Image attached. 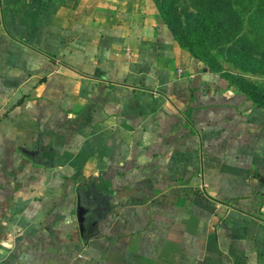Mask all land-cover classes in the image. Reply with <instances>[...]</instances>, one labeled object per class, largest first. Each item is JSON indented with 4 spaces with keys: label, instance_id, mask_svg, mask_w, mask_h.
<instances>
[{
    "label": "crops",
    "instance_id": "0c3cea01",
    "mask_svg": "<svg viewBox=\"0 0 264 264\" xmlns=\"http://www.w3.org/2000/svg\"><path fill=\"white\" fill-rule=\"evenodd\" d=\"M0 264H264V109L154 0H0Z\"/></svg>",
    "mask_w": 264,
    "mask_h": 264
},
{
    "label": "trees",
    "instance_id": "16d2710c",
    "mask_svg": "<svg viewBox=\"0 0 264 264\" xmlns=\"http://www.w3.org/2000/svg\"><path fill=\"white\" fill-rule=\"evenodd\" d=\"M178 1L154 0L176 40L212 72L220 74L230 85L264 109V89L225 70L211 52V45L232 43L241 33L240 19L232 0H194L195 10L185 12L187 26L183 34H179L177 27L180 18Z\"/></svg>",
    "mask_w": 264,
    "mask_h": 264
},
{
    "label": "rangeland",
    "instance_id": "374dc122",
    "mask_svg": "<svg viewBox=\"0 0 264 264\" xmlns=\"http://www.w3.org/2000/svg\"><path fill=\"white\" fill-rule=\"evenodd\" d=\"M240 19L241 33L232 43L211 45L212 55L225 70L264 89V0H232ZM177 22L183 34L186 11L195 10L194 0H179Z\"/></svg>",
    "mask_w": 264,
    "mask_h": 264
},
{
    "label": "water",
    "instance_id": "95a60500",
    "mask_svg": "<svg viewBox=\"0 0 264 264\" xmlns=\"http://www.w3.org/2000/svg\"><path fill=\"white\" fill-rule=\"evenodd\" d=\"M82 214H83V209L82 207L79 208V216H80V220L82 221Z\"/></svg>",
    "mask_w": 264,
    "mask_h": 264
}]
</instances>
